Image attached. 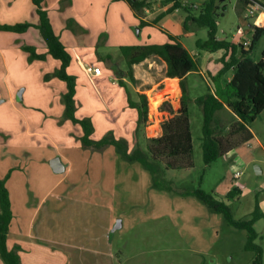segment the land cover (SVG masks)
Listing matches in <instances>:
<instances>
[{
	"label": "rangeland",
	"instance_id": "rangeland-1",
	"mask_svg": "<svg viewBox=\"0 0 264 264\" xmlns=\"http://www.w3.org/2000/svg\"><path fill=\"white\" fill-rule=\"evenodd\" d=\"M189 1L198 5V8H191L192 13L197 15L205 0ZM150 2V12L144 13L145 17L148 16L147 20L141 19L144 23L126 0H74L72 8L66 10L77 22L87 26L86 40L95 44H111L109 50L118 51L120 57L121 51L115 45H162L169 42L167 34L170 32L197 57L196 41L207 39L208 29L195 26V29L193 27L186 31L183 21L188 13L183 8L174 11L172 16L166 15L154 22L155 19L149 14L158 13L159 9L168 5H163L159 0ZM222 6L226 8L219 17L218 36L231 40L236 34L240 41L251 40L249 20L238 9L239 0H225ZM55 16L53 14V18ZM190 25L194 26L193 23ZM98 31L103 32L97 37ZM83 33H79L80 39ZM2 44L0 40L2 50H5ZM263 47L264 36L254 47L253 58L258 60ZM3 54L7 60L1 58L0 52V137L12 138V147H1L0 153L12 151L14 155H10L11 159L7 162H23L21 170L28 173L31 183L30 189L25 191L26 199L29 205L32 203L29 207L34 209L42 193L52 186L47 180L36 187L43 173L50 171L42 167V160L49 157L48 165L52 167L50 160L57 158L59 151L63 150L66 164L73 169V173L65 185L44 201V205L59 207L57 225L60 228L56 230L59 231L58 238L73 244L64 247L65 254L71 258L70 264H253L255 253L245 248L248 232L233 227L225 215L209 208L194 195L197 190L224 202L236 220L245 219L259 205L262 218L255 223L258 233L256 242L262 246L264 264V172L259 174L256 168L260 166L264 169L263 149L253 142L243 144L236 148L235 153L206 164L202 150L203 113L192 101L189 108L194 146L193 167L173 170L165 169L164 164H160L156 177H153L142 164L129 161L113 146L107 148V152L104 150L105 154L85 150L81 142L84 136L82 127L64 121L59 115L56 87L52 83L45 87V82H37L40 73L49 71L42 70L39 65L38 68L26 65L27 54L24 52L22 55L18 53L17 58L10 57L8 51H3ZM156 59L157 68L150 74L149 84L140 86L129 78L125 80L134 100L138 101V95L142 93L147 96L148 121L140 127L137 126V111L131 109L128 103L125 109L121 97L118 98L116 113L110 110L107 113L100 107L101 102L89 86L79 84L78 89L88 94V100L80 97V105L85 104V109L78 105L77 117L92 118L95 126L94 133L90 135L92 140L99 141L109 134L108 138L113 136L127 142L128 152L133 153L135 150L144 151L148 139L162 134V123L170 117L169 108L173 110V105L178 106V101L172 92L174 85L171 86L169 80L161 82L167 75L161 60ZM43 67L47 69V66ZM122 67L124 71L128 70L127 65ZM206 73L207 81L197 73H192L185 81L191 100L214 87L210 79L212 75ZM62 85L66 86L65 83ZM138 88L142 93L136 92ZM11 92L17 100L18 111L9 105ZM117 116L126 126L108 127L116 123ZM34 117L38 118L37 127ZM219 117L224 122L228 116L220 114ZM29 119H32L31 124H28ZM105 123L109 124L105 126L107 132ZM251 127L264 143L261 136L264 115ZM26 161L28 166L25 165ZM0 162H5L4 155L0 156ZM239 163H244V166L241 167ZM0 168L3 170L5 166L0 165ZM236 171L243 172L240 178L241 194L227 196L237 186L234 180ZM7 178L9 174L4 179ZM69 183H77V190L70 195L57 197ZM45 207L37 219V225L46 218L48 221L54 220L53 214L46 213ZM56 230L54 228L49 232L45 229L44 233L52 238L57 236ZM36 247L38 250L32 257V263H56L50 257L55 253L49 250L50 244L41 242Z\"/></svg>",
	"mask_w": 264,
	"mask_h": 264
},
{
	"label": "trees",
	"instance_id": "trees-1",
	"mask_svg": "<svg viewBox=\"0 0 264 264\" xmlns=\"http://www.w3.org/2000/svg\"><path fill=\"white\" fill-rule=\"evenodd\" d=\"M126 1L140 20L145 17V10L152 5L150 0ZM160 1L163 5L172 2V0ZM224 1L205 0L201 4L197 15L192 13L191 5L187 6L183 4V1H175L165 13L183 8L188 13L184 21L186 31L191 29V23L194 26L208 29L207 39L196 41L197 48L210 53L223 51L220 58L222 68L216 75L210 76L214 88L208 89L204 95L194 100H191L186 89L185 78L192 72L199 73L201 71L200 62L176 36L171 33L167 34L169 42L162 45H130L120 48L128 70L123 71L118 66H114L113 70L119 79L120 86L125 88L128 94L129 107L137 111L138 127L148 121L147 96L146 94H140L138 95L139 100H134L124 82L125 77H128L132 82H136L133 75L135 64L141 63L151 56L160 57L167 64V77L179 78L183 92L181 110L173 115L172 109L169 108L170 114L173 116L162 123V134L159 137L148 139L144 151L135 150L133 153L128 152L127 142L123 139H115L113 136L108 138L109 134L99 141L92 140L90 135L94 133L95 127L92 119L77 117V80L76 76L68 72L73 56L56 35L48 12L43 9L44 0H33L39 18L38 25L31 23L0 25V30L25 33L33 26L40 30L46 43L47 52L44 54L38 53L36 48L30 46L25 47V49L30 53L32 59L45 60L50 55L61 62L60 68L56 71V76L67 84V92L62 98L65 104L63 120H69L82 127L84 136L81 142L85 150L103 152L108 147L113 146L122 152L129 161L142 164L151 172L153 177H156V171L160 164H164L165 169L173 170L189 169L194 165V146L189 108L192 101L201 108L203 113L202 150L206 164L228 155L239 146L249 143L254 137L249 126L264 111V62L262 60L255 61L252 52L264 36V24L260 27H254L252 43L249 47H245L238 39H220L217 35L219 17L223 15V10L226 8L225 6L221 7ZM254 3L263 5L258 0H239L238 9L246 11ZM162 16H159L154 22H158ZM141 22L144 23L142 20ZM229 72L233 73L230 80L226 78ZM220 114H227L228 117L224 122L220 119ZM240 194L241 189L236 187L227 196L235 197ZM194 195L212 210L225 215L227 221L233 227L245 229L248 232L245 248L255 253L253 264H263V249L256 242L258 233L255 230V223L262 218L259 205L257 204L255 210L245 219L236 220L232 217L229 207L224 202L216 200L212 195L201 190L195 191ZM12 219L13 211L6 179L0 178V258L5 264H21L20 255L15 250L9 249L7 244Z\"/></svg>",
	"mask_w": 264,
	"mask_h": 264
},
{
	"label": "crops",
	"instance_id": "crops-1",
	"mask_svg": "<svg viewBox=\"0 0 264 264\" xmlns=\"http://www.w3.org/2000/svg\"><path fill=\"white\" fill-rule=\"evenodd\" d=\"M258 1L263 4L262 7L264 8V2H263L264 0H258ZM73 2L74 0H44L43 9L48 12L49 18L51 20V23H52V26H53V29L56 35L60 38V40L64 43V45L72 53L73 61L70 67L68 68V72L69 74L76 76V80H77L76 105L77 107L78 105H80L81 103L80 97L88 100V94L83 93L81 92V90L78 89L79 84H82V85L86 84L87 86H89L91 92L94 93V95L98 97L99 101L101 102L100 107L104 108L106 112L107 110H110L112 111L111 113L115 114L117 111L116 107H117L118 98L120 97L122 98L123 106L125 109L127 108L128 94L125 88L123 87L121 89L119 88L120 86V83H118L119 79L115 75L113 67L118 66L119 69L123 70L122 66L125 67L127 64L124 61V59L120 57L119 54H117L118 51L111 52L109 50L111 44L110 45L109 44H95L93 42H90L89 40H86V38H84L86 30H87V26L84 27L79 22H77L76 18L74 16H71L72 14H69L68 10H66V9H69V7L72 8ZM189 3L193 4V2L191 3L190 1ZM194 4L197 5L196 3ZM167 5H168L167 8L159 9L158 13H152L149 15L152 16L153 20L157 19L159 16H162L163 13H166L172 4H167ZM174 11H177V10H174ZM174 11L171 13L165 14L158 21L162 20L166 15L172 16ZM55 12L58 13L60 16L57 15ZM241 12L243 13L244 18H245L246 11L242 9ZM53 14L56 15L54 18H53ZM154 15L155 17H153ZM147 17L148 16L143 17L142 19L146 21ZM59 19L61 21H59ZM246 19L249 20V24H250V30L248 32L252 34L254 27L256 26L260 27L264 24V11L256 13L253 17L246 18ZM21 23H31L33 25H38L39 18L36 13V6L33 0H0V25H17ZM193 27L194 29L196 28L195 26H191L190 28H193ZM240 28L242 29L243 27L240 26ZM102 32L103 31H98L95 36L98 37ZM79 33H83L82 39L78 37ZM124 34L127 36L130 35V33H124ZM219 38L222 39L221 37ZM232 39H238V36H236V34H233ZM0 40L2 41L3 43L2 45L5 49V50H2V46L0 45L1 58H3V60H7L6 59L7 56L3 54V51L10 52V57H15V58L18 57V53L22 55V52H24L27 54V56L25 57L26 65H30L33 68H38L37 65H39V67H41L42 70L49 71L48 73H45V72L40 73V79L36 81L37 82L40 81V83L45 82L44 83L45 87L49 83H52L53 86L56 87V92L59 93L57 96V98H59V101H58L59 102V115L61 119H63L64 112H65V104L62 98H63V95L67 92V84L61 81L56 76V71L60 68L61 62L53 58L50 55H48L45 60L32 59L30 53L25 49V47L30 46V47L36 48L38 53L44 54L47 52L46 43L40 33V30L36 26L29 28L25 33H15V32L0 30ZM133 45H137V44H133ZM146 45H150V44H146ZM122 46H130V45H126V44L115 45V47L119 51ZM195 53L197 55L196 59L199 60L200 67H201V71L197 74L200 75L202 79L204 78V81H207L206 75L208 73L206 72H210V75L213 76V75H216L217 72L222 68V63L220 62V58L223 55L222 50L210 53V52L198 49ZM263 54H264V47L261 50L260 57L258 58V60H256L255 58L253 59L255 61H261ZM109 56L111 57L110 59L108 58ZM156 58L161 60V62L163 63V68H165V73L167 72V64L160 57L151 56L147 58L145 61L135 64L133 66V75L135 77L136 82L139 83L138 85L143 86L144 84H149L148 82L149 76L150 74L154 73L157 68L155 67V65H157ZM85 64L100 67L102 69V74L98 76L89 77L84 72V69H83V66ZM43 66H47L48 70L46 69V67H43ZM192 73H196V72H192ZM192 73L186 76L185 81L188 80L189 76ZM232 75L233 73L229 72L226 75V78L230 80L232 78ZM126 78L128 77L124 78V82L128 86V89L132 96V91L130 89V86L125 81ZM50 79L52 80V82L49 81ZM58 80L59 82L65 83L66 86L62 85V83H59ZM167 80H169V82L171 83L170 84L171 86L175 84L174 85L175 89L179 90V94H178L176 93L175 90H173L174 88L172 87V92L175 94L174 98L175 100L178 101V106L173 105L172 107L174 110V111L172 110L173 115H175L179 113L181 110V98L183 94L182 88L180 85L181 80L179 78H169L165 76L161 80V82L166 83ZM114 81L116 83H114ZM122 90L124 91V93ZM147 91L148 90H146L145 92ZM136 92L142 93V91H140L139 88L136 89ZM142 94H146V93H142ZM196 98L197 97H194L193 100ZM2 101L4 102L5 100L2 99ZM16 103H17V100L14 96V93L11 92L9 94V105H12L13 108L17 110ZM80 106L81 108L85 109V104L82 103ZM34 113H36V109ZM173 115L170 114V117ZM263 115H264V111L258 118L260 117L262 118ZM257 119L253 123H256ZM120 120L121 118L117 116L116 123L114 122L112 125L108 127H125L126 124L121 123ZM31 121L32 119H29L28 122L30 123L28 124H31ZM34 121L36 124L35 127H37L38 118L34 117ZM66 122L69 123L70 121L66 120ZM107 125L109 124L105 123L104 127ZM251 125L249 126V128L254 137L249 143L252 144L253 142L255 145L259 146L261 149L264 150L263 140L260 139L259 134H257V132H255L252 129ZM105 129L107 132L108 128L105 127ZM121 129L122 128H120V130ZM4 133H7V132H4ZM261 136L264 137V130H262ZM11 142H12V138H8V136L0 137V148L2 147L3 149H5V147H12ZM34 145H36V143ZM36 147H38V145H36ZM105 151L99 152V154H105ZM107 151H109V149ZM62 152L63 150L61 152L59 151L58 156H57V158L59 157L61 159L65 167V170L61 173L54 172L52 170V167L48 165L49 157L47 158L45 157L43 158L44 160H42L43 162L41 161L43 163L41 164L42 167H45L47 169L49 168L50 171L47 170L45 173H43L42 180L40 181L39 184H36V187L41 186L42 183L46 182L47 180L51 182L50 184H52V186L49 191L42 193L43 194L42 197L40 198V200H38L40 202L36 204L34 209H31L29 207L32 203L29 205V202L26 199L25 191L30 189L31 183H30V176L28 175V173L27 172L24 173V171L21 170L22 167L24 166L23 162H20L19 164L15 162L13 163L7 162L8 159H11L10 155H14L12 154V151L11 152L2 151V153H0V156L4 155V159H5V162H0V165L5 166L3 170L0 168V178H5L9 174V178L6 179V185L10 193L11 206H12V211H13V219H12V222L9 228L7 244H8L9 249L15 250L20 255L21 264H35V263H32L31 260L33 259L32 257L34 256L35 253H37V250H38L36 247V244L41 243V242L50 244L51 248L49 250L55 251V253L50 256L56 262L55 264H70L69 260H71V258L69 255L65 254L64 247L66 246L70 247L73 244L71 243L72 245H70L68 243L69 241L66 242L63 239L58 238L59 231L56 230L60 228L57 225V215L59 212L58 211L59 207L56 208V207H53V205L45 207L44 205L45 203L44 201L50 195L54 194L61 186L65 185L66 182L70 180V177L73 173V169L66 164L67 160ZM84 152H87V151H84ZM235 152H236V149L232 151L230 154H233ZM51 161L52 159L50 160V162ZM3 163H6V165ZM241 164L239 163L241 167L244 166L243 165L244 163L242 165ZM25 165L28 166L27 161ZM17 167L19 168V170ZM256 167H257V171L259 172V174H262L264 172L263 167H260V166H256ZM67 186L68 187H65L62 190V192L58 193L56 196L57 197L60 196L61 198L63 195H70L71 193L77 190L76 189L77 183H69ZM43 207L47 209L46 213L49 214L51 212V214H53L54 220L48 221V218H46L45 220L40 221V223L37 225V219L40 216ZM54 228L56 230L57 236H54V237L52 236V238H50V236L47 237L46 234L44 233L45 229L51 232ZM66 260L67 262H65ZM0 264H5L1 258H0Z\"/></svg>",
	"mask_w": 264,
	"mask_h": 264
},
{
	"label": "built area",
	"instance_id": "built-area-1",
	"mask_svg": "<svg viewBox=\"0 0 264 264\" xmlns=\"http://www.w3.org/2000/svg\"><path fill=\"white\" fill-rule=\"evenodd\" d=\"M175 1H183V4H190L188 0H172L171 3L169 4H173ZM193 8H198V5L195 4H190ZM150 8H147L145 11L146 12H150L149 10ZM261 11H264V8L262 7L261 4L259 3H254L253 5L249 6L248 9L246 10L245 13V18H251L253 17L256 13H259ZM251 40H244L241 41V43L245 46V47H249L251 45ZM262 61L264 62V54L262 56ZM84 72L89 76V77H93V76H98L102 74V69L100 67L97 66H93V65H89V64H85L83 66ZM114 83H116L114 81ZM243 175L242 171H236L234 173V180L236 182V187L240 188L242 185L240 183V178Z\"/></svg>",
	"mask_w": 264,
	"mask_h": 264
},
{
	"label": "water",
	"instance_id": "water-1",
	"mask_svg": "<svg viewBox=\"0 0 264 264\" xmlns=\"http://www.w3.org/2000/svg\"><path fill=\"white\" fill-rule=\"evenodd\" d=\"M51 165L54 169V171L56 173H61L65 170V167L61 161V159L58 157V158H55L51 161ZM257 168V167H256ZM258 172V171H257ZM259 173V172H258Z\"/></svg>",
	"mask_w": 264,
	"mask_h": 264
},
{
	"label": "bare ground",
	"instance_id": "bare-ground-1",
	"mask_svg": "<svg viewBox=\"0 0 264 264\" xmlns=\"http://www.w3.org/2000/svg\"><path fill=\"white\" fill-rule=\"evenodd\" d=\"M175 83V82H174ZM175 85V84H174ZM176 91V93H179V90L178 89H174Z\"/></svg>",
	"mask_w": 264,
	"mask_h": 264
}]
</instances>
